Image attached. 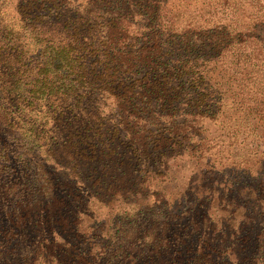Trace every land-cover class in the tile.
<instances>
[{
  "label": "trees",
  "instance_id": "1",
  "mask_svg": "<svg viewBox=\"0 0 264 264\" xmlns=\"http://www.w3.org/2000/svg\"><path fill=\"white\" fill-rule=\"evenodd\" d=\"M0 264H264V0H0Z\"/></svg>",
  "mask_w": 264,
  "mask_h": 264
}]
</instances>
